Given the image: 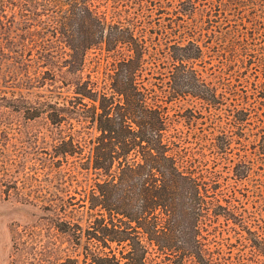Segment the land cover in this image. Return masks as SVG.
<instances>
[{
  "label": "rangeland",
  "instance_id": "rangeland-1",
  "mask_svg": "<svg viewBox=\"0 0 264 264\" xmlns=\"http://www.w3.org/2000/svg\"><path fill=\"white\" fill-rule=\"evenodd\" d=\"M35 1L0 0V264H89L82 250L91 218L85 199L95 175L53 156L58 129L43 111L49 103L66 105L71 95L42 79L39 44L53 39L43 29L47 18L32 14ZM125 2L165 66L153 74L161 80L144 74L145 85L175 120L179 145L196 168L217 181L224 257L264 264V0ZM189 41L202 54L194 68L223 97L217 104L163 95L168 47ZM62 47L58 64L68 52ZM105 65L99 51L86 57L93 76L101 77Z\"/></svg>",
  "mask_w": 264,
  "mask_h": 264
},
{
  "label": "trees",
  "instance_id": "trees-1",
  "mask_svg": "<svg viewBox=\"0 0 264 264\" xmlns=\"http://www.w3.org/2000/svg\"><path fill=\"white\" fill-rule=\"evenodd\" d=\"M35 7L32 14L47 18L43 29L53 39L39 44L42 79L71 95L66 105L49 103L43 111L58 129L53 156L74 159L95 175L85 199L91 218L84 259L89 264H244L225 258L218 240L224 208L215 193L217 181L196 168L193 155L179 145L175 120L145 85L144 74L161 80L153 74L165 66L156 48L150 52L141 22L125 0L110 6L102 0H36ZM60 44L68 52L58 64ZM168 48L164 97L217 104L222 95L194 68L200 48L192 41ZM97 51L106 58L101 77L86 69L87 55ZM81 240L77 235L78 247Z\"/></svg>",
  "mask_w": 264,
  "mask_h": 264
}]
</instances>
